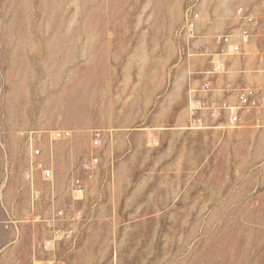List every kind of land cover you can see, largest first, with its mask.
<instances>
[{"label":"rangeland","instance_id":"374dc122","mask_svg":"<svg viewBox=\"0 0 264 264\" xmlns=\"http://www.w3.org/2000/svg\"><path fill=\"white\" fill-rule=\"evenodd\" d=\"M263 54L264 0H0V264H264V110L189 127L205 80L264 95Z\"/></svg>","mask_w":264,"mask_h":264},{"label":"built area","instance_id":"2783aa9c","mask_svg":"<svg viewBox=\"0 0 264 264\" xmlns=\"http://www.w3.org/2000/svg\"><path fill=\"white\" fill-rule=\"evenodd\" d=\"M198 12L190 8L186 12L187 30L193 32L198 21ZM237 17L240 19V27L238 31L231 30L229 33H216L215 38L219 45V51L214 55L215 61L213 68L215 72L223 70L222 57L230 56V54L245 53L248 44L251 40V32L257 26L258 21L254 15L247 9L238 8ZM264 59V54L263 57ZM190 97L189 116L191 118L189 127L191 129L199 130L207 127L205 125L206 119L219 121L220 127H237L243 122L241 115L242 110L254 109L256 113H261L264 110V95H259L258 91L252 87L241 88L237 90L238 103H230L228 101H220L212 96L214 93L213 86L208 80L201 83L198 90H192ZM207 117V118H206ZM72 134L70 129H60L55 131L54 137L56 139H67ZM95 145H99L101 140V131L93 132ZM31 149L35 154H41V149H34V143L31 142ZM98 163V157L93 156L87 165L88 171L94 174L95 166ZM46 178H52L54 171L50 168L42 170ZM72 187H74L75 198H81L85 193L83 182L76 178L73 180Z\"/></svg>","mask_w":264,"mask_h":264}]
</instances>
